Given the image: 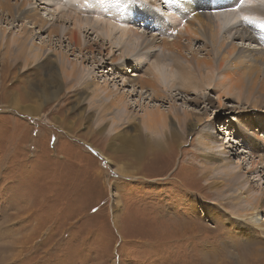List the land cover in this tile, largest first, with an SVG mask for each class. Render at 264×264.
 Returning a JSON list of instances; mask_svg holds the SVG:
<instances>
[{"label":"rangeland","instance_id":"374dc122","mask_svg":"<svg viewBox=\"0 0 264 264\" xmlns=\"http://www.w3.org/2000/svg\"><path fill=\"white\" fill-rule=\"evenodd\" d=\"M89 1L59 0L58 3L61 2V9L71 13L72 17L87 18V13L92 19L96 9ZM107 1L113 4L114 9L109 16L123 14V25L138 29L146 36L155 34L159 37L162 23H172L178 30H184L185 21L193 16L174 0L167 3L165 0H142L143 4H139L141 0L139 3L134 0ZM38 4L44 17H53V4L38 1L35 5ZM196 11L200 12V9ZM5 15L0 20V36L18 35L23 20ZM241 20V23L246 22L243 18ZM65 21L67 27H71L74 19ZM254 21L261 24V20ZM234 25L225 27L221 36L229 34L226 30ZM82 30V41H92L93 49L88 53L87 49L83 53L73 50L66 38L62 42L58 36L49 39L47 32L31 39V43L45 46V56L48 53L54 57L52 53L62 50L69 56V65L72 62L81 69L78 79H66L61 72L63 88L60 95L47 103L42 104L32 90V85L46 76L43 71H47V66L42 65V60H29L26 65L22 58L14 60L10 51L4 58L0 57V264H264V226H259L264 222V209L248 218L237 214L238 209L246 206L245 201L239 202L238 195L247 190L249 184L255 191L264 189V170L252 172L253 156L250 148L241 141L237 123L249 110L256 118L253 128L262 126L260 133L264 136V97L263 101L254 103L253 109L236 95L225 92L222 85L218 89L212 85L195 94L188 90L187 94L176 84L170 91L173 95L178 94L175 97L178 111L191 112L198 127L190 133L186 129L188 134L175 122V127L181 129L182 134L181 139L173 143L175 146L171 145L172 151H163L159 155L150 150L148 140L154 142V139L148 131L141 135L143 144L138 143L140 148L134 140L124 141V136L107 140L103 130L118 109L108 113L107 119L96 125L94 121L99 110L89 101L96 84L107 91H115L116 86L121 93L125 91L128 100L134 101L131 105L133 115H141L149 102L168 110L174 118L169 100H145L144 95H139L140 89L132 91V87H124L118 67L125 64L130 70L134 67V73L138 75H148L161 50L156 47L148 58L144 55L138 58L140 47L135 52H125L128 44L120 42L119 30L110 37L103 34L100 24L92 29L87 23ZM234 34L230 36L227 47L235 45L255 49L260 46L248 40L232 39ZM110 42L116 44L111 45ZM193 49L203 57L206 54L204 40H196ZM4 51L1 47L0 52ZM109 51L112 52L107 53ZM185 54L190 56L191 50H186ZM112 55L120 57L117 65L111 63ZM137 58L139 60L135 61ZM173 59L167 62L177 67L178 63ZM215 60L217 65L219 58L215 57ZM226 65L232 64L227 62ZM222 74L221 70H216L214 83L218 81L220 85ZM26 90L30 91V98L25 97ZM200 94L201 99L195 100ZM81 96H87V99L78 104ZM31 107H40L46 118L42 120L27 115L24 109ZM81 112L89 118L80 117ZM59 120L62 125H74L78 135L67 134L70 131L58 125ZM213 121L218 123L219 133L210 144L214 145L215 154L220 153L222 159L229 162L226 167L213 165L208 160L210 157L203 155L208 149L202 154L200 149L197 150L203 133L208 130L216 132ZM169 124L166 127L168 133ZM136 125V122H127L126 133H137L139 128ZM88 130L91 132L86 133ZM224 147L229 153L222 152ZM134 155H141L142 162L138 159L132 166V160L128 162V159ZM138 167L142 171L136 174ZM233 167L237 170L241 167L248 172L251 183L245 184V189L238 191V188L230 186L223 189L219 183L209 186L210 177L218 179L224 176V170ZM118 185H121L120 190ZM159 196L172 203L161 221L158 216L163 200ZM115 201L119 202L118 210H115ZM208 207H211V212L219 207L233 216L231 228L209 220L205 214ZM243 223L257 229L258 237L248 239L238 234L236 224L240 227Z\"/></svg>","mask_w":264,"mask_h":264},{"label":"bare ground","instance_id":"6f19581e","mask_svg":"<svg viewBox=\"0 0 264 264\" xmlns=\"http://www.w3.org/2000/svg\"><path fill=\"white\" fill-rule=\"evenodd\" d=\"M38 1H42V3L53 4L55 6V9L53 8V14L51 13L53 17L50 18L45 16V18L42 15L39 4L35 5ZM58 1L59 0H35L34 4L32 0H0V20L4 17L5 13L12 19L17 18L19 20H23L22 28L18 35L15 34L12 37L8 35L6 37L4 35L0 36V48L2 47L5 49L4 52H0V57L4 58L5 54H8L10 51V53L12 52V56H14V60L22 58V61L26 65L29 60L32 62H39L42 60V62H44L42 65L44 67L47 66V71H43L45 73L44 76H46H42L39 83L32 85V90L35 91L34 94L39 97L42 104L47 103V101L50 100H55L59 97L60 91L63 88L61 72H64L66 79H69V77H75V79H78L77 74H79L81 71V69L77 67L75 63L70 62L69 65V56L64 51L61 50L52 53L54 57L48 53L46 54L47 56H45L46 48L44 45L31 43V39L33 37L35 38L36 35H39L42 32H47L49 39L54 38V36H58V39L60 37L62 42V39L66 38L73 50L78 49L83 53L85 52L84 50L87 49L86 53H88V51L93 49V46L90 43L92 42L91 40H87L85 43L82 41L81 33L84 32L82 30L84 28V24L88 23V26H92V29L95 28V25L100 24L101 31L108 37H110L115 31L119 30L120 42L122 41L128 44L125 52H135V50L140 47V51L137 54L138 58L142 57L143 55L144 57L148 58L149 55H152L153 51H156V47H159L161 50V53H158L157 58H155V60L152 62L148 75H138L136 72L134 73V67H132L130 70L125 64H121L118 67L124 79V87L130 86L133 88L132 91L140 89L139 95H144L145 100L150 99V101H152L153 98L157 101H163V99L169 100L171 103V112H174V118H171V114L167 112L168 110L162 109L160 105H157V103L150 104L149 102L146 106H144L141 115H133L131 112V105L134 104V101L131 98L128 100V94L125 93V91L121 93L118 86H116L115 91H107V89L96 84L92 89L93 95L91 96V99H88L90 103H94V106H97V110H99L98 117L96 121H94L96 125L99 122H104L108 117V113L118 109L110 118V126L108 124L103 130L105 133L104 137L107 140H113L118 136H124V141L134 140L135 144H143L141 142V135H144L143 131H148V133H150V137L154 139V142L148 140V145L151 144L149 148L150 150L152 149L154 152H156V154L160 155V153L163 151L166 152L167 150H171V145L175 146L173 143H177V141L181 139L182 133H180V127L185 130V133H188L186 132V129L189 131V133L191 131L193 132V130L196 131L198 125L197 122H194L192 113L188 111L181 113L178 111L179 108L176 104L175 98L178 94L173 95L172 91H170L175 87L176 84H179L184 89L183 91L187 92V94H189L188 90H190L192 94H195L200 92V89H205L206 87H211L212 85L214 88H217L222 85L224 90L226 89L225 92H227L229 95H236L239 100L248 103L249 106L253 107V109H255L254 103L263 101L264 77L262 75L264 70V27H261V25H264V0H244L243 4L240 3V0H174L176 3L183 6V8L187 9L189 14H193L192 19L189 21L185 19L186 21L184 30H178L172 23H162L159 27L161 30L159 37L155 36V34L146 36L144 32L142 34L138 31V29L123 25V14L118 16H109L113 9V4H110V2L107 0L89 1L93 3L94 9H96L94 10L92 19L88 18L87 13V18H79L78 15L72 17L71 13L61 9L62 4L60 5L61 2L58 3ZM134 1L139 3L138 0ZM143 2L141 0L139 4H143ZM197 8L200 9V12L196 11ZM114 13L116 14V12ZM244 16H248L251 20H261L259 21L261 24H251L248 22L241 23V18ZM70 18L74 19V22L71 27H67V21L65 20ZM232 23L235 25L226 30L229 32V34H224V36H221L223 29L233 25ZM93 32L94 31H92V33ZM234 32L235 34L233 35L232 39L248 40L250 42L257 43V45L260 46L255 49L239 48L235 45L227 47L230 36H232ZM200 39L204 40V50L206 51V54L203 57L198 56L199 52L193 49L194 42ZM115 44L111 43V45ZM14 47H16V49ZM143 50H145L144 53H142ZM186 50H191L190 56L185 54ZM100 52L102 53L103 49L100 48ZM111 52L112 51H109L107 53ZM215 57L219 58L217 65L215 64ZM119 58H116L114 55H112L111 63L117 65L116 63ZM127 58H130L129 55H127ZM138 58L135 59V61H138ZM169 59L176 60L175 63H178V66H171V64L167 62ZM227 62H230L232 65H226ZM59 68L61 71H59ZM216 70H221L223 73V78L220 80V85L218 84V81L217 83H214ZM104 92L105 94L102 96L101 94ZM25 97L30 98L29 90L25 91ZM201 97L202 95L200 94V96H196L197 99L195 98V100H200ZM86 99L87 96L79 97L78 104H80L82 101H85ZM136 101L139 104V100ZM41 103L38 104L41 105ZM75 107L76 104L71 107L72 110ZM24 112L27 115H31L37 119L46 118V116L42 114L40 107H34V109L32 107L27 108L24 109ZM79 116H86L89 118V116L84 115L83 112H81ZM122 119H124V121L121 123ZM254 119H256L255 116H253V114L247 110L237 122L240 126L239 136L242 138L241 141L246 145L247 148H250L249 151L253 156L251 167L253 173L255 170H258V172L260 169L264 170V136H262L263 134L261 135L260 133L263 128L260 126L259 128L254 129L253 127L255 126L256 122ZM198 120L200 121V118H198ZM61 121H57V124L63 126V129L64 127L68 128L70 133L67 134L70 135L71 132L75 135L77 134L75 133L74 125H62L63 122L61 123ZM232 121L233 119L230 120L231 124L234 123ZM127 122H136V126L139 128L138 132L132 135L127 134L125 131L127 128L125 127V124ZM175 122L179 128H177V126L175 127ZM168 123H170L169 133L166 131ZM213 123V128L216 129V132L213 133L212 130H208V132L206 131L203 133V138L198 141L199 145L197 150L200 149L202 154V152H205V150L208 149L209 151L205 152L203 155L209 156L210 159L208 160L211 161L213 165H217L218 167H226L229 162L224 161L220 153L215 154V152H213L215 150L212 148L214 145L212 146V144H210V142H213V138L215 139V136L219 133L218 123L216 121H213ZM211 127L212 124H210L209 128ZM91 131L88 130L86 133H90ZM89 138L91 137L89 136ZM253 138H256V140ZM183 142L184 141L181 143ZM138 148H140V144H138ZM138 148L137 150H139ZM123 149L126 150V148ZM222 152L225 154L229 153L225 150V147L222 149ZM134 156L128 159V162L129 160H132V166L133 164L137 163L138 159L142 162L141 155ZM111 161L113 160L110 159V162ZM139 164L141 165V163ZM139 168L140 167H138L136 174H139L142 171H140ZM241 169V167L239 170H237L235 167L231 169L228 168L224 170V176H221L218 179H215V177H210L211 181H209L210 183L208 184L212 187L213 184L219 183V187L223 189H226L230 186L232 188H238V191L239 189L243 190L245 189V184L251 183V181L250 176L247 174L248 172ZM130 174L131 176L133 175L132 173ZM130 174L128 173V175ZM142 174L147 176L143 172ZM146 180L145 182L150 181ZM117 188L120 190L121 185H118ZM252 191H255L254 187L249 184L248 189L238 195L237 199L239 202H246V206L244 208L238 209V216L248 218L251 215L254 216L255 213L261 212V209H264V189H259L253 194L251 193ZM212 193H214V191H212ZM161 199L163 200V204L161 205V211L158 216V220L160 221L163 217H165V212H167L168 209L172 207V203H170L171 201L165 202L164 198L161 197ZM249 205H251L250 208L248 207ZM114 207L115 210H118L119 202H116ZM210 210L211 207H208L205 210V214L209 220L214 222L217 221L216 223L219 222L220 224L224 225L225 228H228L229 225H233V222H231L233 216L231 217V215H229L225 210L220 209L219 207L218 209L213 210V212ZM238 222L242 223L241 221ZM244 224L245 223L240 224V227H238L236 224V229L238 230L237 233L248 239L257 238V229L248 227ZM259 226L263 227L264 222H261ZM168 241L170 244L171 241L169 238Z\"/></svg>","mask_w":264,"mask_h":264},{"label":"snow or ice","instance_id":"6c2138e0","mask_svg":"<svg viewBox=\"0 0 264 264\" xmlns=\"http://www.w3.org/2000/svg\"><path fill=\"white\" fill-rule=\"evenodd\" d=\"M168 0H165V3H167ZM244 0H240V3L243 4ZM243 19L248 22V23H251V24H254L255 21L254 20H251L248 16H244ZM261 27H264V25H261Z\"/></svg>","mask_w":264,"mask_h":264}]
</instances>
